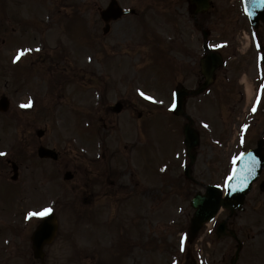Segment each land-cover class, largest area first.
<instances>
[{
  "label": "rangeland",
  "instance_id": "obj_1",
  "mask_svg": "<svg viewBox=\"0 0 264 264\" xmlns=\"http://www.w3.org/2000/svg\"><path fill=\"white\" fill-rule=\"evenodd\" d=\"M119 1L144 8L141 0ZM213 1L204 29L210 47L221 49L226 63L212 87L186 103L200 134L193 183L182 175L185 119L172 114L173 93L181 83L196 86L204 51L202 32L183 0H173L168 8L155 5L158 13L151 10L152 18L145 13L142 21L121 19L108 36L97 7L107 0H0V98L10 99V109L0 112V152L7 154L14 146L9 156L22 162L27 192L35 191L34 198L40 199L34 203L45 200V207H51L46 196L56 187L62 226L59 242L49 248L56 258L50 264H185L191 198L207 184L222 187L233 158L264 133V66L249 40L242 0ZM37 5L38 18L31 17ZM80 8L91 30L73 20ZM258 31L264 41V27ZM87 32L97 40L88 42ZM167 52L184 72H174V58L163 64ZM245 76L253 86L250 99ZM29 101L32 106H22ZM117 102L123 104L120 113L111 111ZM37 130H44L42 138ZM62 137L73 148L63 152L61 178L44 180L43 172L53 174L54 165L32 159L34 152L39 143L56 146ZM67 164L75 174L69 181L63 179ZM175 178H181L180 191L172 184ZM262 179L264 171L244 210L232 219L246 243L241 264H264ZM42 181L45 187L38 188ZM19 195L4 199L14 202ZM215 226L188 244L200 264H229L235 251L230 237L217 240ZM128 237H136L140 246L127 252ZM16 243L7 264H21L22 246Z\"/></svg>",
  "mask_w": 264,
  "mask_h": 264
},
{
  "label": "water",
  "instance_id": "obj_2",
  "mask_svg": "<svg viewBox=\"0 0 264 264\" xmlns=\"http://www.w3.org/2000/svg\"><path fill=\"white\" fill-rule=\"evenodd\" d=\"M250 14L254 17V23L258 22L260 19L264 21V0H246ZM198 4V10H207L210 6L209 0H192ZM115 9L116 7L112 5ZM110 10V14H115L116 12ZM117 16V13L115 17ZM222 65V58L219 53L211 52L208 56L202 61L203 73L206 76V82L196 91L201 92L206 86L212 81L214 70ZM177 106L175 109L176 114H184V98L185 92L180 89L177 92ZM4 108L7 107V103H4ZM192 122L188 123L184 127L185 133V142L188 146L189 152L193 147L198 144V135L195 130L192 128ZM262 144L259 143L258 149L254 152L260 157L255 159L252 157L243 156L241 159L240 165L236 168L237 176L236 179H233L230 183L232 185L231 189L228 188L226 198L221 197V191L216 187H208L207 193L205 195L197 194L194 198L192 204L197 209L194 217L192 218L191 223V236L194 237L205 221L212 219L216 212L219 210L220 206L223 205L225 208H229L234 211L235 208H241L244 197L251 187V183L254 179L258 177L263 167L264 155L262 152ZM40 154L49 155L51 151L46 150L45 148L40 149ZM192 162H194V154H189ZM54 157L56 155H53ZM251 168V171H249ZM190 166L187 169V174L189 175ZM57 225L55 222L54 216H50L47 219H44L39 225L38 230L35 233L34 243L36 246V252L40 256L43 255L42 246L46 240L53 238Z\"/></svg>",
  "mask_w": 264,
  "mask_h": 264
},
{
  "label": "snow or ice",
  "instance_id": "obj_3",
  "mask_svg": "<svg viewBox=\"0 0 264 264\" xmlns=\"http://www.w3.org/2000/svg\"><path fill=\"white\" fill-rule=\"evenodd\" d=\"M39 49H37L38 51ZM29 51H31V49H29ZM24 53L21 52L20 54H18L15 59L18 61L20 60L21 56L23 55ZM91 59V58H89ZM140 95L141 96H145L146 99L148 100H153L154 98L151 97V96H147L143 91L140 92ZM24 107H30L32 106V102L29 101V104L28 105H22ZM173 107H175V104H173ZM255 110V109H253ZM245 128H247V125H244ZM3 155H6V153H3V152H0V156H3ZM243 153L241 154L240 157H235L233 158V169H232V172L227 176L226 178V181H225V186L228 187L229 189H231L232 185H231V181L233 179H236V176H237V170L235 168V164L237 163V160L238 159H241L243 157ZM249 171H251V168H249ZM52 212V209L49 207V208H44L43 210L41 211H35V212H29L28 213V218H32V217H36V218H43V217H46L49 213ZM183 244H184V238L181 239V247H183Z\"/></svg>",
  "mask_w": 264,
  "mask_h": 264
},
{
  "label": "flooded vegetation",
  "instance_id": "obj_4",
  "mask_svg": "<svg viewBox=\"0 0 264 264\" xmlns=\"http://www.w3.org/2000/svg\"><path fill=\"white\" fill-rule=\"evenodd\" d=\"M8 173V170L7 169H5L4 168V166H2V165H0V177H5L6 178V174ZM18 173H20L21 174V171L20 170H18ZM0 187L2 188V189H4V191H5V198H9V197H11L13 194H15V193H18L19 194V192L22 190V183H19V184H12V185H10V184H7V183H0ZM3 195L0 193V200L2 201L3 200ZM17 220L15 219L14 220V223L13 224H17ZM13 224L12 223H9V224H7L8 225V227H12L13 226ZM32 224H34V223H32ZM25 231L27 232L28 230L30 231L31 230V228L29 229V225L28 224H26L25 225Z\"/></svg>",
  "mask_w": 264,
  "mask_h": 264
},
{
  "label": "bare ground",
  "instance_id": "obj_5",
  "mask_svg": "<svg viewBox=\"0 0 264 264\" xmlns=\"http://www.w3.org/2000/svg\"><path fill=\"white\" fill-rule=\"evenodd\" d=\"M244 82L246 83V90L248 92L249 99L253 96V86L249 83L247 77L245 76Z\"/></svg>",
  "mask_w": 264,
  "mask_h": 264
}]
</instances>
